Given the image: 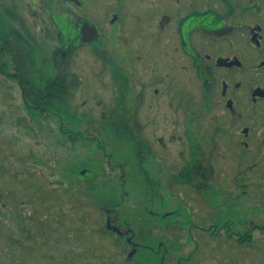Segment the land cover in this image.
<instances>
[{
  "label": "rangeland",
  "instance_id": "obj_1",
  "mask_svg": "<svg viewBox=\"0 0 264 264\" xmlns=\"http://www.w3.org/2000/svg\"><path fill=\"white\" fill-rule=\"evenodd\" d=\"M53 1L0 0V28L4 33L23 31L29 43L27 52L22 48L28 55L17 56V62L10 59L9 48L0 50L7 57V66L0 64V71L11 73L15 66L21 76L9 79L0 72V264H264V164L252 167L246 186L242 179H221L202 190L204 197H184L185 206L178 197H168L169 185L156 186L150 180L160 168L152 157L143 162L145 178L132 175L127 165L120 173L115 156L128 151V139L111 128L105 134L93 128L90 134L83 127L91 124L84 126L73 112L75 102L78 106L86 98V106L95 107L96 99L87 88L101 92L90 74L100 64L98 58L85 48L70 59V68L81 76L80 86L66 71L55 77L56 42L49 7L70 8L96 21L100 40L105 41L96 44L97 51L106 46L116 55L113 35L121 28L100 18V4L77 8ZM8 58L14 66L8 65L12 64ZM40 75L53 79L45 88L46 101L52 104L44 114L31 111L37 94L28 92V102L24 97L28 81H39ZM59 83L64 86L62 98ZM75 87L69 100L66 88ZM82 167L89 171V181L77 179ZM199 203L213 211L200 210L204 216L195 218L189 210ZM174 209L180 213L164 216ZM117 212L123 217L130 214L131 230L120 238L114 233L119 229L113 221ZM211 223L223 228L213 234L203 229ZM246 228L251 233L246 244L224 239L234 231L245 233ZM129 248H135L133 256Z\"/></svg>",
  "mask_w": 264,
  "mask_h": 264
},
{
  "label": "flooded vegetation",
  "instance_id": "obj_2",
  "mask_svg": "<svg viewBox=\"0 0 264 264\" xmlns=\"http://www.w3.org/2000/svg\"><path fill=\"white\" fill-rule=\"evenodd\" d=\"M98 1L62 3L100 4V18L121 28L113 35L116 55L106 46L96 50V44L105 43L96 21L70 8L51 16L55 77L61 70L77 76L69 64L80 49L89 48L100 63L90 74L101 92L87 88L95 107L86 106L87 98L78 106L74 99L75 116L92 126L86 124L84 131L99 128L105 134L111 128L125 136L128 151L115 156L120 173L127 165L132 175L145 178L143 162L152 157L160 168L150 180L169 185L168 197H178L183 205L184 197H204L202 190L221 179H242L246 186L252 167L264 164V0ZM85 22L97 30L92 41L83 40ZM191 208L195 218L204 216L200 210H210L200 203ZM176 210L164 216L180 213ZM116 216L119 231L114 233L120 238L131 224L119 212ZM203 229L217 232L219 226Z\"/></svg>",
  "mask_w": 264,
  "mask_h": 264
},
{
  "label": "trees",
  "instance_id": "obj_3",
  "mask_svg": "<svg viewBox=\"0 0 264 264\" xmlns=\"http://www.w3.org/2000/svg\"><path fill=\"white\" fill-rule=\"evenodd\" d=\"M0 27H1V25H0ZM3 31H4L3 28H0V50L9 48V50H11L10 51V59L14 58L15 62H17V56H20L21 54L27 56L28 54H26L22 50V48H24L26 50V52H27L29 43L25 39L24 35L21 34L22 31L20 30L21 32L20 31H16V32H13V33L10 32V31H9V33H4ZM12 45H15V46L12 47ZM4 58H7V57L3 56V54H0V64L2 66H7V60H4ZM8 60H9V58H8ZM9 61L11 62V60H9ZM11 63L12 64H8V65H11V67L14 66V63L13 62H11ZM13 68H14V71H13L14 73L13 72L9 73L8 71H6V69H4V71L1 70L0 72L3 73L4 76H7L9 79H11L10 78L11 75L13 77L18 76V77L21 78V76L19 74L15 73L16 67L14 66ZM39 77H40L39 81H37V80H34L32 82L28 81V84H27V87H26L27 91H26V95L24 94V97H26V100H27L26 102H28V99H29V96H30L28 94V92H30L33 95L37 94L36 98L35 97H34V99L32 98L33 106H31L32 107L31 111L34 109L35 111H37V112L40 111V112H43V114H44L46 112H49L48 106H50L52 104L50 101H46L47 93L45 91V88H49L53 84V81H52L53 79H51L50 76L46 77L44 75L42 77L40 75ZM79 78L80 77H79L78 74H77V76L74 75V80H75V84L76 85H79L80 82H81L79 80ZM40 80H41L42 83H40ZM20 81H23V80L20 79ZM63 87H64L63 84L59 83V96H60V98H62ZM77 87H75V89L73 91H70V89L68 90L66 88V94L68 95L69 99L73 96V94L76 91ZM50 94H52V93H50ZM37 112H34V113H37ZM43 114H41V115H43ZM3 208H4V205L2 204V209ZM125 220H126V217L122 216V221H125ZM246 227H247V223H246ZM171 228L174 229L173 231L175 233V236L179 238L181 235L175 232L174 224H172ZM247 228L244 231L245 233H241V232H240L241 234L238 233V232L234 233L235 232L234 231L233 232L234 234L232 233L231 237L227 238L226 236H224V239L228 240V242H234V243L239 244V245H244V244L247 243V241H249V238L251 237V233L248 231ZM211 233L213 234L215 232L214 231L212 232V230H211ZM244 239H246V240L244 241ZM191 257H192V253H190V258Z\"/></svg>",
  "mask_w": 264,
  "mask_h": 264
},
{
  "label": "water",
  "instance_id": "obj_4",
  "mask_svg": "<svg viewBox=\"0 0 264 264\" xmlns=\"http://www.w3.org/2000/svg\"><path fill=\"white\" fill-rule=\"evenodd\" d=\"M88 28H89L88 35L83 38L85 41L91 40V39H93L95 37V30H94V28L93 27L92 28L91 27H88ZM130 254H132V253H130Z\"/></svg>",
  "mask_w": 264,
  "mask_h": 264
}]
</instances>
